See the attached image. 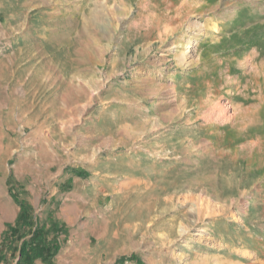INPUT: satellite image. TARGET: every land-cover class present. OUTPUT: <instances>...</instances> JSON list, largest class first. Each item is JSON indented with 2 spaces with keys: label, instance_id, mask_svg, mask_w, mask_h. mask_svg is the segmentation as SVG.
Here are the masks:
<instances>
[{
  "label": "rangeland",
  "instance_id": "rangeland-1",
  "mask_svg": "<svg viewBox=\"0 0 264 264\" xmlns=\"http://www.w3.org/2000/svg\"><path fill=\"white\" fill-rule=\"evenodd\" d=\"M18 202L53 264H264V0H0Z\"/></svg>",
  "mask_w": 264,
  "mask_h": 264
},
{
  "label": "trees",
  "instance_id": "trees-1",
  "mask_svg": "<svg viewBox=\"0 0 264 264\" xmlns=\"http://www.w3.org/2000/svg\"><path fill=\"white\" fill-rule=\"evenodd\" d=\"M74 173L80 177L85 176L86 173L81 170L74 171ZM20 207L19 213L13 225H8L6 233L3 235L0 241V247L4 245L7 237L14 238L15 240H21L19 245V261L23 264H31L35 259L51 261L55 253L59 249V243H57L54 236L49 239L48 231L43 226L37 225L30 217V208L22 203L18 202ZM53 230L57 231L56 223H53ZM29 231L28 234L26 233ZM6 234L8 235L6 237ZM30 235L27 239H23L25 236ZM9 247L12 248L10 241Z\"/></svg>",
  "mask_w": 264,
  "mask_h": 264
},
{
  "label": "crops",
  "instance_id": "crops-1",
  "mask_svg": "<svg viewBox=\"0 0 264 264\" xmlns=\"http://www.w3.org/2000/svg\"><path fill=\"white\" fill-rule=\"evenodd\" d=\"M19 207H11L8 206V208H5L4 211L2 212L1 218H2V224L0 226V241L3 238V235L6 233L7 227L5 228V225L10 224L13 225L17 215L19 213ZM6 223V224H5ZM8 235L6 234V237ZM30 235L25 236L23 239H27ZM11 238V237H10ZM10 238L7 237L6 240H9V242L5 241L4 245L0 247V264H4L3 262H1V259H5L6 260V252L8 249H10L9 243H10ZM22 239L19 240V243H21ZM18 244V243H17ZM16 245V244H15ZM20 245V244H19ZM19 245H17V250L14 254V258L12 261H7L6 260V264H23V262L19 261ZM15 249V248H14ZM53 262H55V258L51 259V261H47V260H41V259H35L33 261V263L31 264H53ZM56 264H59L58 262H56Z\"/></svg>",
  "mask_w": 264,
  "mask_h": 264
},
{
  "label": "bare ground",
  "instance_id": "bare-ground-1",
  "mask_svg": "<svg viewBox=\"0 0 264 264\" xmlns=\"http://www.w3.org/2000/svg\"><path fill=\"white\" fill-rule=\"evenodd\" d=\"M191 47H193V46H191Z\"/></svg>",
  "mask_w": 264,
  "mask_h": 264
}]
</instances>
